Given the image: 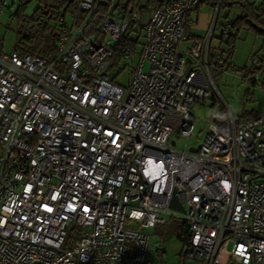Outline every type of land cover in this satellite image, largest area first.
<instances>
[{
    "label": "built area",
    "instance_id": "obj_1",
    "mask_svg": "<svg viewBox=\"0 0 264 264\" xmlns=\"http://www.w3.org/2000/svg\"><path fill=\"white\" fill-rule=\"evenodd\" d=\"M117 1L77 0L58 16L49 59L0 47V264H152L151 235L174 226L183 264H264V112L228 114L204 124L198 147L175 148L194 136L213 74L233 68L225 45L210 53L220 0L205 40L187 36L202 0ZM138 28L121 87L110 60ZM242 72L262 87L264 54Z\"/></svg>",
    "mask_w": 264,
    "mask_h": 264
},
{
    "label": "rangeland",
    "instance_id": "obj_2",
    "mask_svg": "<svg viewBox=\"0 0 264 264\" xmlns=\"http://www.w3.org/2000/svg\"><path fill=\"white\" fill-rule=\"evenodd\" d=\"M147 0H140V6L145 8ZM19 5V0H0V45L5 53H11L15 50L17 37V22L12 17ZM38 1L29 2L22 14L24 17H30L38 7ZM215 8L202 6L198 12L194 13L195 23L191 24L187 34L190 36L205 40L215 21ZM241 14V9L236 6L231 11L221 9L218 15L214 34L210 43L211 55L222 45L219 41L221 34V26L225 22H233ZM146 21V14L143 17V23ZM142 28H138L141 33ZM132 40L138 38L136 33H131ZM199 40V39H198ZM141 45L142 36H139ZM188 42L181 47L182 50L188 48ZM139 47V45L137 46ZM221 46L220 48H223ZM264 54V39L257 36L254 31L243 28L237 35L235 41L234 52L231 56V64L234 66L232 70L225 74L215 73L212 76L215 89L212 94L217 99L214 108H211V101L208 99L203 104L193 106V113L197 120L194 136L190 139H181L176 141L175 148L177 150H188L189 148L198 147L207 132L204 124L213 123L215 120L229 121L230 114L235 121L244 117L245 114L264 112V86L259 87L253 85L248 80H241L244 76L243 69L249 65V59L253 55ZM137 60H133L131 67L122 70L114 68L110 70V75L114 78L115 83L121 87H125L131 77V68H135ZM149 68L145 65V71ZM224 109V113L221 111ZM217 120V121H218ZM157 232L161 235L152 234L150 240V250L148 253V261L152 264H181L182 242L178 238L179 231L176 226L169 229V233L163 238L164 228H158ZM163 245L165 257L160 260L156 256V249Z\"/></svg>",
    "mask_w": 264,
    "mask_h": 264
},
{
    "label": "trees",
    "instance_id": "obj_3",
    "mask_svg": "<svg viewBox=\"0 0 264 264\" xmlns=\"http://www.w3.org/2000/svg\"><path fill=\"white\" fill-rule=\"evenodd\" d=\"M31 1L34 0H19L18 8L12 15L17 22V37L14 51L18 52L21 56L30 55L38 59H49L54 51L57 37L55 33V21L58 16L73 12L76 8L77 0H36L39 4L38 7L30 17L26 18L23 16L22 12L25 6ZM112 1L113 0H108L109 5L112 4ZM121 1L122 0H118L115 2V10L122 11L120 7ZM216 1L217 0H202V4L203 6L215 8ZM162 2L163 0H147L145 8L148 10L158 8L162 5ZM236 6L241 9V14L236 20L230 23L231 34L228 40H224L221 37L219 38L221 44L225 45L227 48L224 57L225 66L228 69L231 56L234 52L235 41L240 30L248 28L254 31L257 36L264 39V2L257 6L254 0H220L216 23L221 9L231 11ZM136 34L138 38L135 40L131 39V34L121 37L110 60L111 69H122L121 67H117L121 60L122 52L125 49L133 50L139 45L140 33L137 32ZM209 100L211 101V108H214L217 103L214 96H211ZM221 109V113L223 114L224 109ZM256 116V113L245 114L244 117L236 122H246ZM181 261V264H183V260Z\"/></svg>",
    "mask_w": 264,
    "mask_h": 264
},
{
    "label": "water",
    "instance_id": "obj_4",
    "mask_svg": "<svg viewBox=\"0 0 264 264\" xmlns=\"http://www.w3.org/2000/svg\"><path fill=\"white\" fill-rule=\"evenodd\" d=\"M191 151H193V150L191 149ZM170 208L178 209L181 212L183 211L182 207L177 203L175 198H173L172 201L170 202Z\"/></svg>",
    "mask_w": 264,
    "mask_h": 264
},
{
    "label": "crops",
    "instance_id": "obj_5",
    "mask_svg": "<svg viewBox=\"0 0 264 264\" xmlns=\"http://www.w3.org/2000/svg\"><path fill=\"white\" fill-rule=\"evenodd\" d=\"M255 2H256V5L258 6L259 4H261L262 2H264V0H254ZM198 12V11H197ZM194 15V14H193ZM192 15V18L194 19V21L196 22V20H195V18H194V16ZM194 22V23H195ZM188 38L191 40V39H196V40H200L201 38H196V37H192V36H190V34H189V32H188ZM231 63V62H230ZM234 67V66H233Z\"/></svg>",
    "mask_w": 264,
    "mask_h": 264
}]
</instances>
